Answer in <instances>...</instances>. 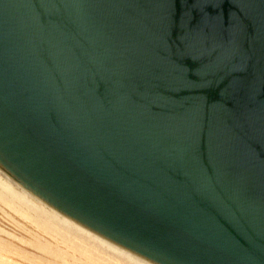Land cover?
Wrapping results in <instances>:
<instances>
[{"label": "water", "instance_id": "obj_1", "mask_svg": "<svg viewBox=\"0 0 264 264\" xmlns=\"http://www.w3.org/2000/svg\"><path fill=\"white\" fill-rule=\"evenodd\" d=\"M0 171L152 264H264V0H0Z\"/></svg>", "mask_w": 264, "mask_h": 264}, {"label": "bare ground", "instance_id": "obj_2", "mask_svg": "<svg viewBox=\"0 0 264 264\" xmlns=\"http://www.w3.org/2000/svg\"><path fill=\"white\" fill-rule=\"evenodd\" d=\"M0 175L6 181V183H3V184H1L0 182V201L3 204H5L8 208H10L13 212H15L17 215H20L23 219L31 220V222L34 223L35 227L38 228L42 232V233L30 232L29 234V237H31L29 238V240L30 239L33 240L32 244L34 246L36 245L35 248L41 250L42 252H46V253L49 252V254L53 256L55 255L60 256L63 253L60 251L59 245L65 244V247L71 249L72 251H76L82 256H84L88 264H113L111 261L114 260V258L120 259L119 261H117V264H152L144 260L143 258H140L116 246L115 244L109 242L108 240L86 230L85 228L79 226L78 224L74 223L73 221L61 215L60 213L54 211L53 209L48 207L46 204H44L43 202H41L40 200H38L37 198L29 194L27 191L22 189L20 186L15 184L13 181H11L1 171H0ZM36 202H39L46 208L41 205H38V203ZM41 234H49V237H51L53 240L46 242L43 240ZM10 241H13V240H10ZM1 242L5 243V241H1ZM20 243L22 244V242ZM10 247H11V244H10ZM4 248L6 247L3 246L1 243L0 244V254L6 253L7 250H8L7 252L10 251V249H4ZM14 254H15V251H14ZM8 256L1 254L0 257L5 258ZM38 256H40V254ZM101 256H105L108 259H104ZM28 258H30V256ZM38 262L40 264V261Z\"/></svg>", "mask_w": 264, "mask_h": 264}, {"label": "rangeland", "instance_id": "obj_3", "mask_svg": "<svg viewBox=\"0 0 264 264\" xmlns=\"http://www.w3.org/2000/svg\"><path fill=\"white\" fill-rule=\"evenodd\" d=\"M0 182H1V184L6 183V181L4 180V178L1 175H0ZM36 203H38V205L43 206L39 202H36ZM43 207H45V206H43ZM30 232L42 233L38 228L35 227L34 223H32L31 220L23 219L20 215H17L15 212H13L10 208H8L5 204H3L0 201V242L5 241V243L1 242L2 245L6 247L4 249H10L9 252H7L8 250L7 251L5 250L6 253H1L5 256L6 255L8 256L10 254L9 255L10 257L9 256L5 257V258L0 257V264H29V263L30 264H39L38 261H40V264H56L58 262H59L58 264H64V263L65 264H88V262L86 261L84 256H82L81 254H79L76 251H72L71 249L65 247V244L59 245L60 251L63 253L60 256H56V255L53 256V255L49 254V252L48 253L42 252L41 250L35 248L36 245L34 246L32 244V241H33L32 239L29 240V238H31V237H29ZM41 235H42L43 240L46 242L53 240L51 237H49V234H41ZM10 240H13V241H10ZM20 242H22V244ZM10 244H11V247H10ZM16 244H18V245H16ZM21 245H23V246H21ZM14 247H16V248H14ZM11 250H12V252H11ZM14 251H15V254H14ZM1 254H0V256H1ZM39 254H40V256H38ZM22 255H24V256H22ZM29 256H30V258H28ZM31 257H33V258H31ZM101 257L104 259H108L105 256H101ZM13 258H14V260H13ZM34 258H36V259H34ZM62 258H63L64 262H63ZM119 260H120L119 258H114V260H112V261L110 260V261L113 264H117V261H119ZM107 261H109V260H107ZM43 262H45V263H43Z\"/></svg>", "mask_w": 264, "mask_h": 264}]
</instances>
